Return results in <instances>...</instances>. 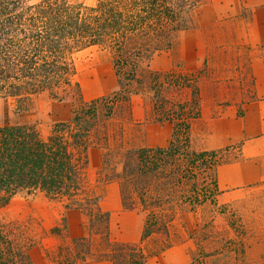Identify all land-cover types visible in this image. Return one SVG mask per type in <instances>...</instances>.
<instances>
[{
    "label": "rangeland",
    "instance_id": "1",
    "mask_svg": "<svg viewBox=\"0 0 264 264\" xmlns=\"http://www.w3.org/2000/svg\"><path fill=\"white\" fill-rule=\"evenodd\" d=\"M260 1L236 0V14L207 2L197 25L156 51L126 99L110 104L111 151L168 150L160 163L142 166L137 186L122 164H105L107 150L97 145L88 151L85 194L51 198L35 190L0 208V223L27 224L34 234V264H59L62 250L81 237L94 253L86 264H114L116 254L126 264H264V15L254 18ZM78 67L84 101L120 88L107 51L86 49ZM73 111L71 99L40 95L22 114L0 109V120L29 125L47 140ZM191 152L218 158L217 188L199 201L196 191L209 181L201 164L190 165ZM85 196L94 199V226L80 207Z\"/></svg>",
    "mask_w": 264,
    "mask_h": 264
},
{
    "label": "trees",
    "instance_id": "2",
    "mask_svg": "<svg viewBox=\"0 0 264 264\" xmlns=\"http://www.w3.org/2000/svg\"><path fill=\"white\" fill-rule=\"evenodd\" d=\"M207 2L0 0V109L9 107L22 114L40 95L74 102L71 118L56 124L47 140L29 125L0 120V208L14 196L35 190L51 198L85 194L88 151L97 145L107 150L105 164H122L125 178L137 186L142 166L160 163L168 150L141 148L125 157L111 151L105 125L113 113L110 104L126 99L128 86L140 82L136 72L147 66L156 51L170 48L179 32L197 25V11ZM90 47L110 54L120 88L84 101L78 61ZM189 156L190 165L201 164L209 181L196 191L199 201L210 195V188H217L218 158L195 152ZM80 207L94 226V199L85 196ZM35 240L27 224L0 223V264H34ZM62 254L59 264H86L94 255L85 237L74 239ZM110 259L114 264L127 260L122 254ZM132 264L144 263L137 259Z\"/></svg>",
    "mask_w": 264,
    "mask_h": 264
},
{
    "label": "crops",
    "instance_id": "3",
    "mask_svg": "<svg viewBox=\"0 0 264 264\" xmlns=\"http://www.w3.org/2000/svg\"><path fill=\"white\" fill-rule=\"evenodd\" d=\"M217 1L222 4L223 6H226L227 10L231 13V14H236L238 13V8H240L238 6V3L236 2V0H210L209 6H214V2ZM218 3H217V11H218ZM264 15V1L261 0L259 3H257V5L254 7V18L255 20L259 17V16ZM221 171V169H220Z\"/></svg>",
    "mask_w": 264,
    "mask_h": 264
}]
</instances>
